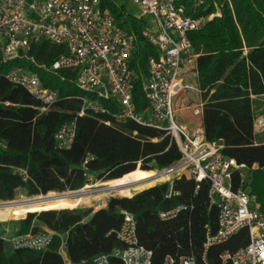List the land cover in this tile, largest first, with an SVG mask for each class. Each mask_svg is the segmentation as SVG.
Wrapping results in <instances>:
<instances>
[{"label":"trees","instance_id":"trees-1","mask_svg":"<svg viewBox=\"0 0 264 264\" xmlns=\"http://www.w3.org/2000/svg\"><path fill=\"white\" fill-rule=\"evenodd\" d=\"M204 1L198 15L213 14L215 4L222 10V17L189 34L197 55L196 83L203 103L205 138L222 143L224 157L250 169L249 188L239 171L232 174V188H248L264 214V142L254 129L256 119L264 115V0ZM103 6L111 10L119 28L137 36L132 68L138 80L133 100L141 112L147 105L142 91L147 62L157 51L141 34L143 20L124 17L110 1ZM65 52L63 46L42 40L28 52L34 63L0 59V202H12L18 192L35 198L79 191L90 178L112 182L133 175L138 166L158 172L181 158L177 143L163 131L131 120L107 126L103 121L109 117H79L78 98L83 93L73 83L77 70L53 76L39 68L51 65ZM17 69L37 73L44 87L58 92V101L48 111L43 112L42 102L26 89L8 80L9 72ZM72 121L77 124L75 140L69 148H59L55 136ZM172 186L171 197V185L164 182L132 197H111L98 211L77 208L29 214L18 221L17 234L54 233L52 245L44 252L14 250L1 238L4 224L0 222V264H93L99 256H107L109 264H123L114 252L125 247L117 237L125 213L134 216L139 245L152 253L151 264H166L167 259L173 264L184 259L194 264H224V253H235L249 244V230L244 228L226 242L205 249L207 234L216 236L219 231L220 211L210 198V183L204 181L197 189L194 179L183 175ZM174 211V217L160 218L161 213ZM63 240L65 257L60 254Z\"/></svg>","mask_w":264,"mask_h":264},{"label":"built area","instance_id":"built-area-1","mask_svg":"<svg viewBox=\"0 0 264 264\" xmlns=\"http://www.w3.org/2000/svg\"><path fill=\"white\" fill-rule=\"evenodd\" d=\"M106 1L112 0H0L1 61L26 59L34 63L28 52L32 45L42 40L63 46L64 54L51 65L39 68L53 75H59L63 70H77L73 83L83 93L78 98L81 101L78 116L109 117L111 120L103 121L107 126L131 120L171 136L178 145L181 158L172 167L157 172L168 178L171 185L168 197L173 195V180L187 175L197 183V189L204 181L210 183V198L220 211L219 231L216 236L207 234L205 249L226 242L246 228L249 244L235 253H224L222 262L264 264V214L257 207H251L253 196L248 188L243 186L237 191L232 188L235 171L241 172L244 185H249L250 169L239 165L235 159L224 157L223 144L207 141L202 127L189 131L174 119L177 109L174 100L188 89L200 92L197 86L185 85L188 74L196 79L198 76L197 55L189 34L222 17L221 6L215 4L213 14L198 15L205 6L204 0H132L141 7L144 17L151 18L141 34L157 51V56L148 59L147 77L142 83L147 105L137 112L133 92L138 77L132 68V60L138 39L133 32L118 27L111 10L103 6ZM7 78L41 101L43 112L59 99L58 92L44 87L35 72L17 69L9 72ZM105 103L112 106L107 107ZM202 109L203 104L196 106L194 114L200 115ZM254 129L256 135L264 134V115L256 119ZM76 133V121L63 125L55 136L59 148H69ZM90 160L92 157L84 166ZM175 214L176 211L161 213L160 218L167 220ZM9 233L10 229L3 227L1 238L14 250L39 252L47 251L56 236L52 232H43L10 237ZM117 237L125 247L116 250L114 257L123 264H151L152 253L139 245L133 215L125 213ZM64 244L63 240L60 254L65 257ZM173 263L172 259L166 261V264ZM93 264H109V258L99 256ZM181 264L194 262L184 259Z\"/></svg>","mask_w":264,"mask_h":264},{"label":"rangeland","instance_id":"rangeland-1","mask_svg":"<svg viewBox=\"0 0 264 264\" xmlns=\"http://www.w3.org/2000/svg\"><path fill=\"white\" fill-rule=\"evenodd\" d=\"M111 3H113L115 5V7L121 13H123L124 17L131 16L132 18H135L137 20L142 19L144 21V23H150L151 22V20H150L151 18L144 17L141 7L137 4H135L132 0H112ZM154 28H155V26H154ZM51 75H53V74H51ZM188 75L189 76L186 78L185 85H189L190 87H196L197 83L195 82V78H193V76H191V74H188ZM53 76H55V75H53ZM200 100L201 99H200L199 93L197 91L192 90V89H188L180 96L179 99L174 100V106H175V109L178 106H181V107L193 106L192 109L194 111V108L196 107V105L199 104ZM192 113H193L192 110H190V111L184 110L181 112L176 111L175 115H174L175 122L178 125L185 124L189 130L194 128L195 126L200 124V120L198 117L195 116V114H193V117H192L191 116ZM192 118H193V120H192ZM139 168H140V166H138L136 173H140ZM155 172H157V171H155ZM167 181H168L167 177L165 179H161L160 181L156 182L153 185V187L155 185H157L158 183H164ZM113 182L114 181L101 183V182L95 181V179L91 178L90 183L86 187H84L82 190L89 188L90 191H95V190L100 189L101 187H105L107 185H110ZM248 184H250V183H248ZM149 188H151V187H149ZM248 188H249V186H248ZM138 192H141V191H138ZM135 193H137V192H135ZM135 193H133L131 196H133ZM55 194H58V193H55ZM131 196H129V197H131ZM252 196H253V198H252V202H251V207L252 208L257 207L258 209H260V206L256 200V197L254 195H252ZM38 197H42V196H38ZM111 197H126V196L119 195L116 193H105L104 194V193L95 192V193H92L88 196H85L86 201L84 202V204H82L76 208H60V209H46V210H63V209L72 210V209H77V208H93L95 211L96 210L98 211L101 209V206H103L105 203H107V201ZM35 198H37V197H35ZM28 199H32V198H28L23 192H18L17 198L15 200H13L12 202L23 201V200H28ZM1 203H8V202H0V204ZM41 210L45 211V209L36 208L32 213L40 212ZM26 218H24V219H26ZM20 220H22V219H19V220L18 219H16V220L8 219V220L4 221V223H6V225L10 228V231H13V229H15L16 227H19L18 221H20ZM0 222H3V221H0Z\"/></svg>","mask_w":264,"mask_h":264},{"label":"bare ground","instance_id":"bare-ground-1","mask_svg":"<svg viewBox=\"0 0 264 264\" xmlns=\"http://www.w3.org/2000/svg\"><path fill=\"white\" fill-rule=\"evenodd\" d=\"M166 175H158L155 171H140V173H134L129 177H125L114 181L107 187H113L122 185L124 183L140 182L138 187H134L126 190L108 189L102 190L97 193H116L126 197L131 196L133 193L142 191L160 181L165 179ZM166 181V180H165ZM93 192L86 188L79 193L68 192L64 194L50 193L47 197H37L29 200L16 201L10 203H4L0 205V221H6L8 219H24L29 213H32L36 208L40 209H60V208H76L86 201L85 196L92 194ZM42 211V210H41Z\"/></svg>","mask_w":264,"mask_h":264},{"label":"crops","instance_id":"crops-1","mask_svg":"<svg viewBox=\"0 0 264 264\" xmlns=\"http://www.w3.org/2000/svg\"><path fill=\"white\" fill-rule=\"evenodd\" d=\"M195 82H196V78H195ZM198 87V86H197ZM198 92V91H197ZM199 93V96H200V99H201V94H200V92H198ZM203 103H202V99L200 100V102H199V104L198 105H196V106H200V105H202ZM193 106H184V107H181V106H178L177 107V109H176V111H179V112H181V111H184V110H186V111H190V110H192V114H191V116L193 117V114H194V111H193ZM203 110V109H202ZM202 110H201V114L200 115H195L196 117H198L199 118V120H200V124H198L197 126H195L194 128H192V129H188L187 128V126L185 125V124H182V125H184L189 131H194L195 129H197L198 127H202ZM192 120H193V118H192ZM203 128V127H202ZM257 138L259 139V141H263L264 142V134H259L258 136H257ZM106 205H107V203H105L103 206H101V209L102 208H105L106 207ZM97 211V210H96ZM1 223H3L4 224V227H7V228H9L7 225H6V223H4V222H1ZM10 229V228H9ZM44 231H47L45 228H42ZM18 230H19V227H16L15 229H13V231H10V233H9V236L11 237V236H14V235H17V232H18Z\"/></svg>","mask_w":264,"mask_h":264},{"label":"water","instance_id":"water-1","mask_svg":"<svg viewBox=\"0 0 264 264\" xmlns=\"http://www.w3.org/2000/svg\"><path fill=\"white\" fill-rule=\"evenodd\" d=\"M138 169V168H137ZM136 169V170H137ZM140 169V168H139ZM135 170V171H136ZM141 170V169H140ZM141 171H143V170H141ZM127 175V174H126ZM124 177V176H123ZM121 179V178H120ZM141 183L140 182H133V183H124V184H122V185H118V186H113V187H107V186H105V187H101L100 189H98V190H95V191H92L93 193H95V192H100V191H102V190H108V189H121V190H126V189H131V188H134V187H138L139 185H140ZM81 190H79V191H74L73 193H79ZM55 194V193H54ZM64 194V193H63ZM60 195V194H59ZM46 196H48V195H46ZM45 196V197H46ZM132 197V196H131ZM8 203H10V202H8ZM2 204V203H1ZM29 214H31V213H29Z\"/></svg>","mask_w":264,"mask_h":264}]
</instances>
